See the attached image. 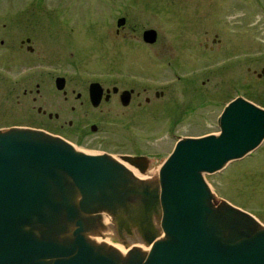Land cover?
Returning a JSON list of instances; mask_svg holds the SVG:
<instances>
[{
	"label": "rangeland",
	"instance_id": "374dc122",
	"mask_svg": "<svg viewBox=\"0 0 264 264\" xmlns=\"http://www.w3.org/2000/svg\"><path fill=\"white\" fill-rule=\"evenodd\" d=\"M121 16L131 33L127 39L114 34ZM147 28L157 32L151 46L141 38ZM214 35L219 43L209 40L213 48H205L204 37ZM25 36H35V52L19 46ZM0 37L8 38L3 51L11 60L22 54L27 88L34 90L40 82L37 100L16 95L20 91L8 97L0 92V129L24 126L55 134L63 120L84 112L93 120L108 118V130L72 141L74 146L115 157L146 155L149 175H158L157 167L179 137L217 133V117L234 97L244 96L264 108V75L257 76L264 68V0H0ZM56 74H64L68 86L80 92L91 81H100L139 89L150 85L165 95L143 111L135 104L93 107L88 101L72 112L70 105L78 102L63 99L54 86ZM38 106L63 114L50 119ZM205 178L217 199L264 224V140Z\"/></svg>",
	"mask_w": 264,
	"mask_h": 264
},
{
	"label": "water",
	"instance_id": "95a60500",
	"mask_svg": "<svg viewBox=\"0 0 264 264\" xmlns=\"http://www.w3.org/2000/svg\"><path fill=\"white\" fill-rule=\"evenodd\" d=\"M156 37L143 31L145 42ZM89 91L98 105L100 84ZM217 124V133L179 137L157 176L143 175L146 155L80 150L41 128L0 129V264H264V224L217 199L205 178L261 145L264 108L238 95Z\"/></svg>",
	"mask_w": 264,
	"mask_h": 264
},
{
	"label": "flooded vegetation",
	"instance_id": "af4514ba",
	"mask_svg": "<svg viewBox=\"0 0 264 264\" xmlns=\"http://www.w3.org/2000/svg\"><path fill=\"white\" fill-rule=\"evenodd\" d=\"M22 24H25L23 21ZM5 26V24H2ZM117 26V25H116ZM24 28V27H23ZM125 23L123 26L116 27L114 29V34L116 37H119L121 39H127L131 33L129 31H125ZM144 31V30H143ZM143 31L141 33V38L143 39ZM8 34V33H7ZM9 37L8 35H6ZM217 35H214L211 39H209V36L204 37V47L212 49L213 45H209V40L212 43H219V39L216 37ZM8 38L0 37V92L2 93L1 95L9 96L11 95L12 91H20V94L16 95H21L26 97L27 95H31V98L33 100H37V95H40V82H35L34 85V90L32 87L27 88V80H28V73L26 71V62L22 59L23 56L18 55L19 59L18 60H11L9 58V53L3 51V47L5 43L7 42ZM35 36H25L24 38L20 39V47H25L30 53L35 52L34 51V43L36 42ZM155 42V41H154ZM152 43H147V45L151 46L154 44ZM36 53H38L36 51ZM140 72H146L151 74L152 72H149L148 70H143L138 68ZM30 75V74H29ZM264 75V74H263ZM31 76V75H30ZM258 76V73H257ZM57 77H63L64 78V83L62 89H58L55 84V80ZM92 82H98L101 86V95L99 96V103L98 105L94 106L90 100V91H89V86ZM54 86L57 90H59L62 95L64 100H69L70 98L75 99V101L78 102V104L70 105V111L75 112L79 106H82L84 102L89 103L93 107H98L99 105L102 104H111L112 106L115 107H123L127 108L130 105H134L141 111L144 109L148 108L149 105L153 104L156 99L163 98L165 95V91L161 89H156L152 90L150 89V85L142 86L141 89H139L137 86L133 85H126V86H121L117 83L112 84L111 86L104 85L100 81H91L86 89V92H80L76 91L74 88H71L68 86V79L64 74H56L54 75ZM123 91H129V95H122ZM19 96L17 97V102L20 103ZM123 100H127V104H123ZM79 105V106H78ZM62 110V109H61ZM37 111L40 112L43 115H46L48 118L52 119H60L63 110L60 112H51V111H46V109L42 108L41 106L37 107ZM122 113V111H121ZM116 116H118V113H116ZM75 123H78L79 126L76 130L74 131H69L70 129L63 130L64 126L67 125L69 127H72ZM111 121L107 119L103 120H93L90 118L89 113L84 112L83 114L76 115L75 118H69L67 120H63L62 123L59 124L61 131L55 133L56 135H59L60 137L64 138L65 140L69 141L70 143L73 144L72 141L75 140H84V139H89V134L90 133H97L99 131H106L108 130V126ZM74 145V144H73ZM105 152V151H103ZM108 153V152H107ZM133 155V154H132Z\"/></svg>",
	"mask_w": 264,
	"mask_h": 264
},
{
	"label": "bare ground",
	"instance_id": "6f19581e",
	"mask_svg": "<svg viewBox=\"0 0 264 264\" xmlns=\"http://www.w3.org/2000/svg\"><path fill=\"white\" fill-rule=\"evenodd\" d=\"M129 169L132 170L134 174H140L135 168L129 167ZM147 173H144L143 175H149Z\"/></svg>",
	"mask_w": 264,
	"mask_h": 264
}]
</instances>
